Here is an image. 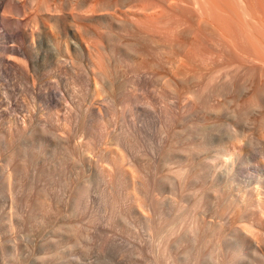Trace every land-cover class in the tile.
Masks as SVG:
<instances>
[{"label": "rangeland", "instance_id": "374dc122", "mask_svg": "<svg viewBox=\"0 0 264 264\" xmlns=\"http://www.w3.org/2000/svg\"><path fill=\"white\" fill-rule=\"evenodd\" d=\"M192 1L0 0V39L7 40L9 38L5 45L16 50L15 52H6L4 59L7 62L21 66L25 70V76L15 78L7 74L5 80H1V83H3V93L0 97V110H7L6 112H8L9 110L16 109V104L19 100H22L26 106V110L19 108L14 111L16 117L20 118V122L22 121L21 126L23 130L10 136H4L0 133V211L2 209L1 201L4 199L3 182L7 183L8 180L12 184L21 182V180L19 181V174H16L13 170L14 164L21 157H19L20 155H14V153L17 154L16 151L27 140L38 136L36 133L39 132L38 134L40 135L41 131L39 129L41 126H47L42 121V118H44L42 112L44 111L45 102L52 97L54 98L56 94L59 96L64 95L62 94L64 81H72L77 86H83L85 88V99L77 108L74 105V107L70 105L73 107L72 110L75 116L74 118L72 117L71 122L61 120L64 122V129L62 131L60 129L59 132L66 130V134H68V138L75 148L82 141H84L83 143L90 141L87 144L95 154L99 152L101 147V149L103 148L102 150L109 149L113 153L121 151L122 158H124L122 162L124 172L122 175L123 200L121 203V226L117 227L115 225L116 214L113 208L114 194L112 189H108L107 184L97 175L94 177L95 172L93 167L88 165L84 159L85 155L91 156V154L87 152H83L81 156L78 153H75V155L66 154L58 148L56 139L52 135L46 139L47 141L42 142L41 147L36 148V151H38H34V166L32 164L33 168L31 169V176L33 178L30 179L31 177H29V181L24 182L19 200L17 201V207L22 205L21 198H23L28 188L27 185H31L27 184V182L30 183L32 180V185L30 186V189H33L32 191L30 190L32 193L40 190L39 188L42 187H51L49 188L50 191L58 200V214L53 222L33 228L9 226L7 229H4L0 226V243H3L4 249L7 251V256H3L0 249V264H36L37 258H42L41 264H174L173 259L169 255L171 254L170 250L166 245L169 231L174 223H172V219L168 215L164 214L160 216L154 214L153 209L160 208L161 201L163 200L156 190L158 185L166 183L167 178L165 179L163 176H169L168 178L176 177L179 180L185 175H189L191 171L198 170L199 165L197 163L198 159H193L187 153L185 145L179 142L185 120L190 113L191 106L189 102L196 104V100L181 85L175 84V81L182 77L180 75L174 76V73L168 70V68L170 70L172 68L169 67L170 61L165 60H167V56L170 53V55L173 54V58H169L170 56L168 58L173 62L176 59L175 56L180 57L182 54L180 62L177 63L179 58L176 59L177 61L175 60L176 66L179 69L178 65H181L179 63L192 57V51L194 50L186 48V46L188 47V43L189 46L193 43L196 46L199 45L198 47L202 51L199 54L203 52H207L206 54H208L210 51H216V53L220 51L219 53L225 54L222 50H217L213 47L219 39V37H216L219 33L217 34L216 32V35H213V32L216 30H212L208 26H205L207 27V30H205L206 28L203 26L206 24L201 22L204 20V17L205 21L210 17L209 21L205 23L213 22L216 28L220 29L217 31H221V20L219 21V17L226 13L220 15L218 12L222 13L221 7L224 5H220L221 11L217 12L220 16L216 17L218 20L214 22V18L211 19V17H214L215 14L211 16V12L215 13L217 11L215 7L217 6L211 8L208 5L209 7L206 9L209 11H207L204 7V9L201 7L206 6L207 3L211 4V1L209 3L208 0L205 5H202L205 0H197L198 3L200 2V4H197L198 9H201L202 12L206 11L210 13L205 14L204 12L203 14L208 15V17L200 15L201 17L196 21L195 17L197 16L195 14L197 15V7L194 9L196 5ZM227 1L228 4L231 3V0ZM238 1L236 2L239 5L242 4L241 7L245 4L246 8L249 9L250 7L247 3L251 2V5H253L258 0H255L256 3L252 0H246L249 1L247 3L245 0L243 3H238ZM193 2L195 3L196 0ZM219 2L222 4L224 1L222 0V3L221 1ZM236 2L233 1L236 6H239ZM216 3L218 4L217 0ZM260 4L263 10V0L262 2L260 1ZM15 5H20L18 14L15 13ZM198 5L201 7L199 8ZM256 5L260 7L258 3ZM253 6L255 7V5ZM231 7L229 8L232 9ZM217 9L220 10L219 6ZM223 9H225V6ZM240 9L239 13L240 11L244 12ZM259 9H254V11H259ZM228 10L226 9L225 11L228 13ZM250 10L246 11L250 12ZM225 11L223 10V12ZM252 11L253 9L250 12L253 14V16L251 15L252 18L250 15L248 17L251 20L254 19V22L249 21L247 14V20H241V18L245 17L240 16L242 12L240 14L236 13L235 9L231 11L233 14L229 12L232 16L234 13L236 14L234 15L236 19L233 18L236 21L239 20L238 16L239 18L241 17L240 21L242 24L234 26L237 27L238 25V28L240 26L242 28L247 26V22L249 21L250 26L256 27V24L254 26L251 23H255V19L256 23H259L261 19L259 16L264 12H260V10L259 15L258 12L255 14ZM257 13L259 18L257 16L254 17V14L257 15ZM192 15L194 16L193 19ZM224 17H220V19L223 20ZM226 17L225 21H228L230 17ZM261 17V22H264V15H261ZM115 19H117L116 22ZM131 19L132 21L129 24H133L128 25L129 28H126L128 27L127 24L124 27V22ZM244 20L247 21V24ZM198 21L203 25L200 26V22L199 24L197 23ZM217 21L220 22V25ZM230 21L232 20L230 19ZM230 21L229 23L231 24ZM10 22L14 23L13 26L9 24ZM137 22L138 25H135ZM243 22L246 25L243 26ZM213 23L212 26H214ZM229 23L225 24L229 26ZM122 24L123 26L119 27ZM31 25H33V29L35 30L32 36L30 35ZM259 25L257 26L258 28H260ZM136 26L138 27L136 28ZM248 26L245 27L246 30L248 28H250L249 32L254 30H251V27ZM230 27L227 28L226 26L227 33H230L235 28L232 27V30L229 32ZM224 30H222L223 33L221 32L220 37L223 34V37L226 36ZM208 31L209 35L211 33L210 36L208 35ZM255 31L259 33L264 32L261 29ZM257 32H254L256 35H253L251 38L248 35L251 36L252 32L246 33L248 35L246 37L242 36V40H244V37L246 38L244 41H246L254 39V36H258L260 41H263V43L261 42V46L263 47L259 46L258 38L253 40V42L257 41L255 47L264 48V34L259 35ZM238 33L239 29L238 31L235 30L234 35L230 33L234 38L231 36L230 38V34L227 36L230 39H235V36L241 38V35H237ZM13 35L19 38L17 42L10 40ZM211 36L214 39L217 38L213 44ZM225 38H223L224 41H226ZM237 38L236 41L240 42L241 39ZM223 39L221 37L218 40L219 44L223 42ZM227 40L229 41L228 38ZM176 41L182 42L181 44L178 43L180 46L178 44L175 45ZM236 41L234 40V42ZM244 41H241L238 45H243L242 42ZM183 42L186 43V46ZM224 44L225 42L222 43V45ZM253 44L251 45L253 46ZM177 45L176 51L174 47ZM181 45L185 46L183 47L184 49L182 48L183 50L188 49V51H192L189 53L186 51L182 52V49L179 48ZM248 45L252 47L250 44ZM125 46L127 49L129 48V51L127 50L129 55L124 51ZM255 47L253 46L251 50L249 48L247 50L249 53L253 50L252 54L254 56L256 54L257 57L261 53L259 51L261 48L256 47L260 53L258 51L254 53ZM193 48L195 49V47ZM179 49L182 52L181 54H178ZM196 49L198 50L199 48ZM152 51L156 54L159 51L160 53L158 54H161L160 56L164 55L161 58L157 54V57L161 61L165 59L162 63L167 64V68L164 63L163 66L155 58L153 53H151ZM262 51L264 52V50ZM196 52L193 53V56ZM162 53L164 54L162 55ZM184 53L191 54L184 56ZM197 56L199 57L200 55ZM200 57L205 58L202 55ZM154 59H157V62L154 63ZM56 60L60 62L58 75L46 70ZM138 60H141L139 64H137ZM153 63L155 66H153ZM156 63L159 64L157 65ZM174 63L173 67H175ZM94 87L97 90H101V87L104 88L105 93L103 94L105 95H101L100 99L106 97V100L102 104L108 106L110 109L109 116H106L104 120H98L105 124L102 132L96 129L97 121L90 114L91 110L88 107L90 99L96 97L93 95L95 94ZM129 94H132V96L136 94L134 101H129L132 97L128 96ZM124 98H127L128 102H124ZM66 104L64 103V105ZM96 104L92 106L97 107ZM230 107L232 108L231 114H234V106L231 105ZM257 107L258 109H256L255 114L251 116V118L255 116V123H257L249 131L239 130L235 126L223 127L220 125V121L215 119H208L206 121L209 124L206 132L207 136L213 141L206 150L209 156L213 155L223 145L224 142L218 140L219 135L225 132L227 135L233 136L235 140L240 141L242 146L246 139H249L253 147H257L256 151H262L260 154L253 156L247 166L251 169H264V123L262 127L257 126L260 117L258 113L261 111L264 114V106L262 108L260 106ZM64 112V108L59 110V115L62 116ZM173 130L176 134H174ZM88 137L89 139H87ZM176 139L178 143L175 141ZM97 146L100 147L98 148ZM182 146L184 147L183 149H181ZM180 153L181 155H179ZM206 161L212 165L217 164V160L215 161L211 157ZM60 164L61 167L59 168ZM54 166L56 167L54 168ZM60 169H63L65 175H68V177L82 169L86 176L92 177V180L90 179L86 182L84 180L75 181L73 183L74 187L61 186L60 182L63 176L59 174ZM221 169H224V167H221ZM45 172L49 175H46ZM259 191V198L261 201L262 199L264 201V184L259 187ZM6 192H8L7 189ZM73 206H75L76 212L75 219L80 225L77 236L61 240L53 247L45 246L46 241L51 237L55 223L63 222L66 218V212L72 210ZM231 216L232 214H229L227 219L231 220ZM10 218L13 219L14 215H10ZM262 218H264V215H262ZM180 220L179 226L187 221L185 218ZM231 224L227 228L228 232L233 227L239 228L244 226L243 223L237 221H232ZM258 245V250H261L264 254V240H260ZM12 246L13 252L11 255ZM175 264L178 263L176 262Z\"/></svg>", "mask_w": 264, "mask_h": 264}, {"label": "bare ground", "instance_id": "6f19581e", "mask_svg": "<svg viewBox=\"0 0 264 264\" xmlns=\"http://www.w3.org/2000/svg\"><path fill=\"white\" fill-rule=\"evenodd\" d=\"M193 1L192 3L196 5L194 9H196L197 4H200V2L198 3V1L196 0L195 2L196 4H195ZM205 1H203L204 3L201 4L205 5L208 2V0L206 2ZM210 1L213 6L207 3L206 6H202V7L198 5L199 8L204 7L205 10H207L206 8L209 6H211V8L212 7L214 8L215 6L217 7L219 6V9H220V5L225 6V9H223L224 6L221 7L222 13L218 12L221 11V9L218 10L217 7H215L216 8L215 10H217L215 13H212L213 11L211 12L212 14L211 16H214L215 14L214 17H211V19L214 18L215 20V21L213 20L214 22L218 20L217 18L221 14L223 13L229 14V15L223 14L225 17L226 16L230 17V18L228 17L229 18L228 21H225L227 17L225 18L223 15L220 16L221 18L224 17L223 20L220 19L219 17V21L221 20L220 21L221 23L217 21L218 24L219 23L221 24V25L219 24L221 26V31H217L219 28H216L213 22L212 23L215 27L212 26L211 22L205 23L206 21L208 22L209 21L208 19L210 18L208 17V15L205 14H208L210 12H206V11L202 12L201 9H198V7L196 9L197 15L195 14V16H197L198 18L195 17V20L197 21V19H199L202 15L207 16L208 19H206V21H205V17L203 21H201L202 18L200 20L201 22H203V24H206L203 27L208 26L209 28L211 27L212 30H216L213 32L214 33L213 35H216V32L217 34L219 33L218 36L216 35V37L217 38L219 37V39L221 37L222 39L226 37L225 38L226 41H224L223 39V42H225L224 45H222L223 43L221 42L222 40L220 41L221 44H219L218 41L219 39L216 41L215 46L213 45L214 48H216L217 50H222L225 54L219 53L220 51L217 53L216 51H213L215 53L210 51L208 53L210 55L206 54L207 52L205 53L203 52L202 54L201 53L199 54V52L201 51L200 50L201 48L198 47L199 45L196 46V44L192 42L195 45L190 44L189 46V43L187 42L188 43L187 44L188 47H187L185 45L186 43L183 42L186 48H192L194 50L192 51L191 49H189L193 53L196 52L197 50L196 48H199L194 55L196 56L195 58L192 53L191 58L188 59L186 58L187 60H184L185 62L182 61L181 63H179L181 65H178L179 67L178 69L176 64L180 62V57L182 56L181 53L184 51L188 53L191 52L188 51V49L183 50L184 49L183 47L185 46L181 45V47L179 48L181 49L183 48L182 52H180L181 50L179 49V53H178L181 54V56L179 55L180 57H178L174 55L176 59L179 58L178 61L175 59L177 63L175 60L174 63L171 59H169V58H173V54L170 55L171 53L168 54L167 60L162 59V61L163 60L170 61L169 67L172 68L171 70L168 68V70L172 71L174 73V74L172 73L174 76L180 75L182 77L179 78V80L175 81V84L181 85V87L184 88L187 93L192 94V96H194V99L196 100V104L189 102V105L191 106L190 113L188 115V118L185 120L183 129L181 128L182 134L179 139V142L185 145L187 153H189L193 159H198L197 163L199 165V168L196 171L193 172L191 171L189 175H185L179 180L176 179V177L168 178L169 176L166 175L163 176V178L165 179L167 178V181L165 184L161 183L160 185H158L156 191L159 194V196L161 195L163 198V200L161 201V207L163 208L164 211L160 207L158 209L155 208V210L153 209V212L154 214L160 216L164 214L168 215L169 217H171L172 223H174L169 231L168 240L166 244L168 246L167 248H169L170 250L169 252L171 254L169 255L170 258L173 259L174 264L176 262L178 264H264V254L261 252V250H258L259 247L258 244L260 240H264V218H262V215H264V203H263L264 201L262 199L263 201L262 202L261 199L259 198L260 196L259 187L264 184V169L263 168L251 169L250 167L247 166L248 162L253 158V156L260 154L262 151L261 152H259V150L256 151L257 147L256 148L253 147L249 139H246L244 145L242 146L240 144V141L235 140L233 136L227 135L225 132H223L219 135V140H218V141H223L224 142L223 145L220 146L211 156H209V153L206 152L209 144L213 142L212 140H210V138L207 136L206 133L209 127V124L206 123L208 119H215L220 121V125H222L223 127L235 126L239 130L249 131L252 130L255 127V124L257 123V122L255 123L256 121L255 116L254 118L252 117L253 119L251 118V116L255 114L256 109H258L257 106H260L261 108L264 106V52L262 51L264 50V48H261L263 47L261 46L263 41L262 40L260 41V38L258 36L256 37L254 36V39L252 38V40L249 39L244 41L246 39L245 37L249 33L252 32L251 36L248 35V37L251 38L253 37V35H256L254 34V32H257L255 30L258 29L259 30L261 29V31L264 30L263 29L264 22L263 21L261 22L262 19L261 15H264V13L263 14L261 13L260 15V12H264L263 11L264 8L262 10L261 9L262 6H260L261 5L260 1L262 2V0L256 1L258 5L260 4L259 5L260 7L256 5L257 3L255 2V0H252L254 1V3H256L253 4L255 5V7L251 5L252 3L249 2L250 0L249 1L245 0L246 3L249 2V4L251 5L250 6L247 3V5L250 7L248 8L251 10L253 9L252 13L255 12L256 14V12H258L260 15L259 16L258 13L257 15L254 14V17L259 16L261 18L259 20V23H256V19H255V23H251V25L254 24L255 26L256 24L258 26L261 22L260 24L261 26L259 25L260 28H258L257 26L253 28L249 24V21L254 22L253 21L254 19L252 20L250 19V17L252 18L253 14L250 13L251 10L250 12L246 11L249 9L246 8L245 4H243L242 6L243 8H242L241 7L242 4L240 5L237 4L236 1L238 0H233V1L236 2V4L239 6H236L232 0L231 1L229 0L231 2L230 4H228L227 0H226L227 2L223 0L224 1L223 3L222 0H217L218 4L216 3V0H214L213 3L215 2L214 4L216 5L212 3V0H209V3ZM219 1H221L222 4H220ZM243 1L244 0L242 1L239 0L238 3H243ZM225 3H227L229 7H231L232 5L235 6H233L234 8L231 7L232 9H230L228 5ZM263 5H264V0H263ZM257 7L260 8L259 9V11L261 10L260 12L254 11V9L256 10L258 9ZM226 9H229L228 13L225 11ZM234 9L238 14L242 12L240 11L239 13V9L244 11L241 13L242 15L240 16L245 18L240 17L241 20L242 19L247 20L246 14L247 17L248 15H250V17H248L249 21L248 22L246 20L244 21L245 23L246 22L248 23V25L251 27V30L252 29L254 30H252L251 32H249L250 28L246 30L245 27H247L248 25L244 26L247 24V23L245 24L244 22H243L244 27L241 28L240 26L238 28V25H241L242 22L240 21L238 14L237 16L239 20L237 21L235 20L236 16H234L236 14L234 13L233 16L231 15L232 13L231 11L232 10L234 11ZM223 10L225 12H223ZM19 11H20V5L19 6L15 5V13L18 14ZM204 12L205 14H203ZM217 12L220 13V15L217 14ZM191 17L193 19L194 16L192 15ZM132 19L130 21L127 20L128 23L127 21H125L124 27H126V24L127 26L133 24V23L129 24V22H131ZM230 19L232 21H230ZM233 20L235 21L233 22ZM116 21L117 19H115V22ZM200 21H198L197 23L199 24ZM223 21L225 22L223 23ZM229 21L231 22V24L229 23ZM14 22L17 23L16 20H14ZM201 22H200V26L203 25L201 24ZM225 23L226 24L229 23V26L226 25ZM9 24L13 26L14 23L10 22ZM208 24L211 25L209 26ZM236 24H238L237 27L234 26ZM135 25H138V22ZM122 26L123 24L119 27ZM129 26L126 28H129ZM226 26L227 28L231 26L229 32L230 30H232L231 29L232 27H235L236 29L235 28L234 29L236 31H238L239 29V33L237 35H241V38L239 36L238 38L237 36H235V39H230L232 37L231 34L233 35L235 34V30L233 29L234 31L232 30L230 32L231 34L227 33L228 31L226 29ZM137 27L138 26H136V28ZM205 28L204 29L207 30V27ZM222 30L226 32V36L224 37H223L224 34L221 35L220 37ZM34 32L35 30L33 29V25H31L30 35L32 36ZM246 33L248 34L246 35ZM261 34L263 35L264 32L259 33V35ZM208 35H209V31H208ZM227 35L231 37L229 38ZM242 36H245L244 40H242L243 38ZM136 37L139 38L138 36ZM227 38L229 39V41L227 40ZM232 38H234V36ZM236 38L241 39L240 42L236 41ZM255 38L259 39V43H260L259 46H261L260 47L261 49L257 46L256 47L260 49L258 50L261 53L255 47V45L257 44L256 43L257 41L253 42V40H256ZM216 39L212 38L213 41V42L211 41L212 44L215 43ZM7 40L0 39V97L3 93L2 92L3 83H1V80H5L7 74L15 78H19L20 76H25V70L21 66L15 65L11 62H7L4 59V54L6 52L8 53L9 51L10 52L16 51L15 48H10L5 45ZM10 40L17 42L19 38L16 35L15 36L13 35ZM234 40L236 42H234ZM263 40H264V36H263ZM241 41H244L242 42L243 45L242 44L238 45V43H241ZM249 41L251 42L249 43ZM252 42L255 44H253ZM178 43L181 44L182 42L176 41L175 45ZM248 44L250 45L253 44V46L256 49V50L254 49L255 51L254 53H257V51L258 53H260L259 55H257V57L256 54L255 56L252 54L253 50L250 52L251 54L249 53L247 49L250 46ZM178 45L174 47L176 48V51ZM126 46L124 47V51L128 54L129 52H127V50L129 48L127 49ZM193 47H195L196 50ZM252 47H250L249 50H251ZM151 53H153V51ZM158 53L160 52L158 51L157 54ZM188 53H184L183 55L189 56L191 54ZM157 54L153 53L155 58L158 59ZM163 54L164 53H162V55ZM196 54L200 56L201 55L205 56V58L203 57L201 58L200 56L199 58ZM160 55L161 54H158V56ZM163 56L160 57L162 58ZM141 59L143 58L141 57ZM157 59L156 60L154 59V63L157 62ZM159 59L158 61L163 65L164 62L162 63L161 59L160 60ZM140 61L141 60H138L137 64H139ZM59 63L60 62L57 60L56 62H53L51 65H49L48 69H46L47 72L58 75L60 71ZM154 63L153 66H155ZM173 63L175 67H173ZM161 64L160 66H162ZM164 65H166L167 68V64L164 63ZM163 68L165 69V67ZM64 82L65 83L62 93L64 95L59 96L58 94H56L54 98L53 97L51 99L48 98L49 100L45 102L44 111L42 112L44 118H42L43 119L42 121L46 123L47 126L45 125L41 127L38 126L40 127L39 130L41 131V134L39 135L38 134L39 132L36 133L38 136L32 137L29 140H27L24 144H22L21 147H19L18 151H16L17 154L14 153V155H20L19 157H21V159L20 160L18 159L19 161L15 163L13 166V170L16 172V174L17 173L19 174V181L21 180V182L20 183L18 182L16 184H12L10 180H8L7 183L3 182L4 199L3 201H1L2 202V209L0 211L1 228L7 229V227L9 226L33 228L39 225H45L51 223L55 220L59 211V207H58L59 205L56 196L53 195L49 189L51 187L49 188L42 187L39 188L40 190H36L34 193H32L30 192V190L31 191L33 190L30 189V186L32 185L31 183L32 180L30 181V183L27 182V184L29 185L31 184V185L30 186L27 185L28 188L27 189L25 188L26 191L23 195V198H21L22 205L20 207H17V201L19 200V195L21 194V189L24 185V182H26L27 180L29 181V177H31L30 179L33 178V176H31L32 175L31 169L33 168L32 167L33 158H35L34 151H36V148H38L39 146L41 147L42 142H45V140L51 135L55 137L56 143L59 146L58 148L60 150H63L66 154L75 155V153H78L80 156L83 152H87L91 154V156L85 155L84 159L88 165L93 167L95 172L94 177L97 175L100 179H102L105 182V184H107L108 189H112V192L114 194L113 208L116 214L115 225L117 227L121 226V219H120L122 215L121 203L123 200L122 175L124 172V169L122 168V162L124 158H122L121 151L113 153L109 149L102 150L103 148L101 149L100 146H99L100 147L99 152L95 154V152H93V150L87 144L90 141L89 142L85 141L86 143H83L84 141H82L81 143H78L77 148H75L73 147L74 145L72 146V143L68 138V134H66V130H63V132H59L60 129L61 131L62 129H64V122H62L61 120L65 122L66 121L71 122L72 117L74 118L75 116L74 111L72 110L73 107L75 106V108H77L79 105H81L82 101L85 99V88L83 86L81 85L77 86V84L72 81H64ZM94 89H95V94L93 95H95L96 97L90 99V101L88 100L89 101L88 107L91 110L90 114L93 115L95 117L94 120L97 121V122L95 121L96 129L102 132L105 127V124L99 122L98 120L99 119L104 120L106 116H109L110 109L108 106L102 104L106 100L105 99L106 97L100 99L101 95H105L103 94L105 93L104 88L101 87L100 88L101 90L99 89L97 90L94 87ZM128 96L131 97L132 94L131 95L129 94ZM135 98H136V94L135 95L133 94V96L129 101H134ZM17 100H19V98H17ZM125 101L128 102L127 98L124 100V102ZM64 103L67 104L64 105ZM95 103H97L96 104L97 107L92 106L95 105ZM70 105L72 106L74 105V106L72 107ZM231 105H233L235 108L234 114H231V110H232V108L230 107ZM19 108H21V110L26 108L22 100L18 101V103L16 104V109L14 110H9L8 112H6L7 110L6 111L0 110V133L2 135L10 136L23 130V127L21 126L22 121L20 122V118L16 117V115L14 114V111ZM63 108L65 109V112L61 116L59 115V110ZM259 113L258 115H260V117L258 119L257 126L262 127L264 123V114H262L261 111ZM174 134L176 133L174 132ZM87 139H89V137ZM175 141H177V139ZM183 148L184 147L182 146L181 149ZM179 155H181V153ZM209 157H211V159H215V161L217 160L216 162L217 164L212 165L209 162H207L206 160ZM55 167L56 166H54V168ZM60 167L61 164L59 168ZM221 167H224V169H221ZM47 170L49 171L48 168ZM48 173L45 172L46 175H49ZM59 174L60 176L61 175L63 176V178H61L60 185L64 187L65 186L74 187L73 183L75 181L84 180L86 182L90 179L92 180V177L86 176L84 174V171H82V169L76 172L75 174H73L72 176L70 175L71 178L70 176L68 177V175L67 176L65 175L63 169L59 170ZM6 189L8 192H6ZM71 209L72 210H68L66 212L65 214L66 218L65 220H63V222L57 224L55 223V225L53 226L51 237L46 241L45 246L53 247L56 246L58 242H60L61 240L74 238L77 236V231L80 225L78 221L75 219L76 216L75 206H73ZM229 214H232L231 220L227 219ZM10 215H14V218L11 219ZM182 218H185L187 221L183 225L179 226L180 224L179 222H181L180 219ZM232 221L241 222L244 224V226L239 228L233 227L228 232L227 228L228 226L232 225L231 224ZM0 249H1V254L3 256H7V251L4 249L3 243H0ZM12 252H13V246L11 248V255ZM35 262L36 264H41L42 258H37Z\"/></svg>", "mask_w": 264, "mask_h": 264}]
</instances>
